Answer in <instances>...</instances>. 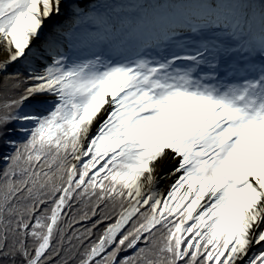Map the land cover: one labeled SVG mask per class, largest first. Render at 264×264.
<instances>
[{
	"label": "snow or ice",
	"instance_id": "snow-or-ice-1",
	"mask_svg": "<svg viewBox=\"0 0 264 264\" xmlns=\"http://www.w3.org/2000/svg\"><path fill=\"white\" fill-rule=\"evenodd\" d=\"M0 77V264H264V0H0Z\"/></svg>",
	"mask_w": 264,
	"mask_h": 264
},
{
	"label": "bare ground",
	"instance_id": "bare-ground-1",
	"mask_svg": "<svg viewBox=\"0 0 264 264\" xmlns=\"http://www.w3.org/2000/svg\"><path fill=\"white\" fill-rule=\"evenodd\" d=\"M1 78V77H0ZM95 127L93 126V132L95 131ZM175 166V161L171 159V154H169L166 162L163 165H157V171L155 173L157 180L154 185L155 191L160 194H166L171 183L174 182V176H170V170ZM170 169V170H169Z\"/></svg>",
	"mask_w": 264,
	"mask_h": 264
},
{
	"label": "trees",
	"instance_id": "trees-1",
	"mask_svg": "<svg viewBox=\"0 0 264 264\" xmlns=\"http://www.w3.org/2000/svg\"><path fill=\"white\" fill-rule=\"evenodd\" d=\"M10 72L12 71V70H9ZM3 77H1V81H0V87H3ZM8 87H10V84L8 85ZM6 167V164H5V162L4 161H0V171H2L4 168ZM79 257H77V259H78ZM72 264H75V261H73L72 262Z\"/></svg>",
	"mask_w": 264,
	"mask_h": 264
},
{
	"label": "rangeland",
	"instance_id": "rangeland-1",
	"mask_svg": "<svg viewBox=\"0 0 264 264\" xmlns=\"http://www.w3.org/2000/svg\"><path fill=\"white\" fill-rule=\"evenodd\" d=\"M9 70H13V69H9ZM0 81H1V78H0ZM94 132H95V131H94ZM94 132H93V133H94ZM1 160L3 161V159H0V161H1ZM169 170H170V169H169Z\"/></svg>",
	"mask_w": 264,
	"mask_h": 264
}]
</instances>
